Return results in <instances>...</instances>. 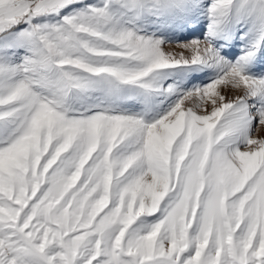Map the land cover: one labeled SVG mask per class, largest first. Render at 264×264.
<instances>
[{"label":"snow or ice","instance_id":"obj_1","mask_svg":"<svg viewBox=\"0 0 264 264\" xmlns=\"http://www.w3.org/2000/svg\"><path fill=\"white\" fill-rule=\"evenodd\" d=\"M0 264H264V0H0Z\"/></svg>","mask_w":264,"mask_h":264}]
</instances>
